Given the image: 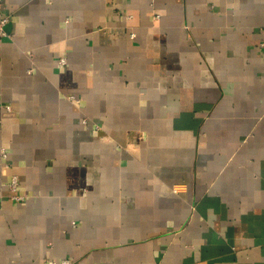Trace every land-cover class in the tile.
Wrapping results in <instances>:
<instances>
[{
    "label": "crops",
    "instance_id": "obj_1",
    "mask_svg": "<svg viewBox=\"0 0 264 264\" xmlns=\"http://www.w3.org/2000/svg\"><path fill=\"white\" fill-rule=\"evenodd\" d=\"M1 14L0 264H264V0Z\"/></svg>",
    "mask_w": 264,
    "mask_h": 264
},
{
    "label": "built area",
    "instance_id": "obj_2",
    "mask_svg": "<svg viewBox=\"0 0 264 264\" xmlns=\"http://www.w3.org/2000/svg\"><path fill=\"white\" fill-rule=\"evenodd\" d=\"M1 7H2V0H0V37L5 35V26L8 22V18L5 16H2L1 14ZM261 45L264 46V42ZM60 62L64 64L66 62L65 58H61ZM70 99H72L73 101H78V102L80 101L75 96H70ZM5 107L7 109H11L10 105H5ZM0 154L5 159L4 166H8L9 163L7 162V158H8L7 151L3 148ZM19 186H20L19 177L17 175H12V178L8 182V187H9V190L11 191V198L17 202H22L27 198V196L19 192ZM63 262L64 264H72V261L70 260H64Z\"/></svg>",
    "mask_w": 264,
    "mask_h": 264
}]
</instances>
